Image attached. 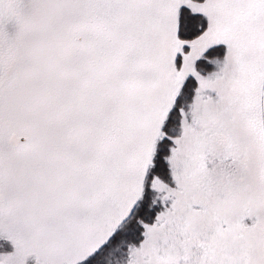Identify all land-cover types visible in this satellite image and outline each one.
I'll use <instances>...</instances> for the list:
<instances>
[{
    "label": "snow or ice",
    "instance_id": "1",
    "mask_svg": "<svg viewBox=\"0 0 264 264\" xmlns=\"http://www.w3.org/2000/svg\"><path fill=\"white\" fill-rule=\"evenodd\" d=\"M0 264H264V0H0Z\"/></svg>",
    "mask_w": 264,
    "mask_h": 264
}]
</instances>
